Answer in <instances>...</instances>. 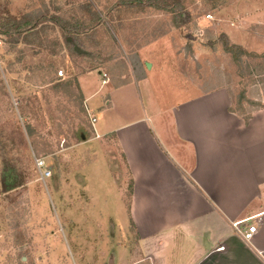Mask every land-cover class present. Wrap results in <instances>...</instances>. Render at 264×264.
Here are the masks:
<instances>
[{
	"label": "rangeland",
	"instance_id": "374dc122",
	"mask_svg": "<svg viewBox=\"0 0 264 264\" xmlns=\"http://www.w3.org/2000/svg\"><path fill=\"white\" fill-rule=\"evenodd\" d=\"M117 2L0 0L2 20L45 10L69 20L73 14L82 17L80 5L88 3L105 21L112 15L124 21L116 46L99 25L93 42L85 39L73 58L65 50L52 56L24 40L12 45L0 35V264H133L139 259L134 227H127L130 179H120L114 142L96 138L84 98L81 102L73 87L70 96L57 83L90 68L107 76L112 66L114 75L124 74L125 65L114 61L121 57L132 64L134 53L150 44L172 51L167 61L182 79L205 89L227 88L233 109L264 108V0H183L179 28L172 13L145 3L134 15L123 7L111 13ZM60 35L53 27L40 37L54 48ZM221 36L246 55L224 51ZM94 114L98 123L100 113ZM37 158L50 168L48 179L36 168ZM13 181L19 186L5 192L3 183Z\"/></svg>",
	"mask_w": 264,
	"mask_h": 264
},
{
	"label": "crops",
	"instance_id": "0c3cea01",
	"mask_svg": "<svg viewBox=\"0 0 264 264\" xmlns=\"http://www.w3.org/2000/svg\"><path fill=\"white\" fill-rule=\"evenodd\" d=\"M149 45L132 64L114 61L124 74L76 76L88 114L101 116L96 138L114 142L120 179L132 180L133 264H264V108L247 120L230 112L227 88L182 79L172 51ZM243 220L256 227L250 242L232 229Z\"/></svg>",
	"mask_w": 264,
	"mask_h": 264
},
{
	"label": "trees",
	"instance_id": "16d2710c",
	"mask_svg": "<svg viewBox=\"0 0 264 264\" xmlns=\"http://www.w3.org/2000/svg\"><path fill=\"white\" fill-rule=\"evenodd\" d=\"M114 6H112L111 13L117 12L120 8H124L126 10L131 9V13L134 15L137 11L136 8L144 9L143 4L145 3L147 7L153 8L155 10L172 13L174 16V25L176 28L183 26V0H118ZM80 14L82 17H75L72 15L71 19L64 18L62 16L51 15L48 16L49 13L47 10L44 11L43 14L39 13L37 15L28 14L23 15L21 17H14L7 15L6 19H0V35L6 36L10 39V43L12 45H17L20 41L24 40L25 44L32 45L38 44V47H41L43 50L47 51L50 55L55 56L62 51H66L70 58L75 57V50H82V46L85 44L84 41L93 42L95 38V27L99 25H103L106 27L107 33H109V37L114 46L117 43V31L122 28L123 18L116 17L114 15L109 16L108 22L103 20V17L99 12L92 10L91 5L85 3L80 5ZM83 12L87 13L89 18L86 19L84 17ZM109 15V14H108ZM105 18V17H104ZM2 20V21H1ZM114 21V22H113ZM46 22L53 25L54 28H58L61 31V41L54 40V48L46 47L43 45L40 34H45L47 30L53 29V27H49V25H44ZM115 22L117 25L114 26ZM40 26V27H39ZM39 27V29H38ZM91 32V33H89ZM30 38V39H29ZM223 39L222 46L224 51L229 53H234L235 57L240 56L241 54L246 55L245 51L238 45H234L229 43L225 36H221ZM59 42V43H58ZM121 50V48L119 49ZM80 56V55H78ZM77 56V57H78ZM93 70H97V68H90L86 71H81L80 74H84ZM56 88L61 87L66 89L67 93L72 96L71 90L72 87L78 92L81 102L82 94L77 83V80L74 79L72 81L60 82L57 83ZM65 91V90H64ZM230 96L232 94L230 93ZM255 110V109H254ZM252 111V110H251ZM251 111H239V109L230 108V112L236 113L238 116L245 117L247 120L251 114ZM95 134V133H94ZM129 197L132 194V180L129 182ZM4 191L13 190L18 187L20 183L13 181L8 185H5L4 182ZM129 210V207L127 208Z\"/></svg>",
	"mask_w": 264,
	"mask_h": 264
},
{
	"label": "built area",
	"instance_id": "2783aa9c",
	"mask_svg": "<svg viewBox=\"0 0 264 264\" xmlns=\"http://www.w3.org/2000/svg\"><path fill=\"white\" fill-rule=\"evenodd\" d=\"M210 17V16H209ZM62 71H58V75L62 76ZM103 78H106V75H103ZM106 81H102V83H105ZM95 117H91L90 116V124L92 126V128L94 129V125H95ZM95 133V132H94ZM95 136L97 137V135L95 134ZM34 163L36 165V168L38 169V171L40 172L42 178L44 179H48L51 176V170L49 167H47L45 161L43 159L37 158L34 160ZM248 223V220H243L240 222H236L232 224V229L235 233L239 234L244 241L246 242H250L253 235L255 234L256 231V227L255 225L251 224L247 226V230L244 231L242 228V225Z\"/></svg>",
	"mask_w": 264,
	"mask_h": 264
},
{
	"label": "water",
	"instance_id": "95a60500",
	"mask_svg": "<svg viewBox=\"0 0 264 264\" xmlns=\"http://www.w3.org/2000/svg\"><path fill=\"white\" fill-rule=\"evenodd\" d=\"M146 68L149 69L150 68V64L146 63Z\"/></svg>",
	"mask_w": 264,
	"mask_h": 264
}]
</instances>
